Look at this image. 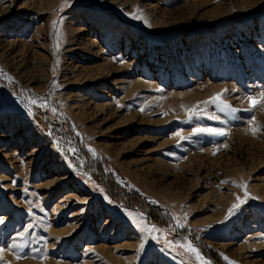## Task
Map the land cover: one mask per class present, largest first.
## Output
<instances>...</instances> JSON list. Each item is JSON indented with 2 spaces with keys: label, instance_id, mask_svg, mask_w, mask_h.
I'll list each match as a JSON object with an SVG mask.
<instances>
[{
  "label": "rangeland",
  "instance_id": "374dc122",
  "mask_svg": "<svg viewBox=\"0 0 264 264\" xmlns=\"http://www.w3.org/2000/svg\"><path fill=\"white\" fill-rule=\"evenodd\" d=\"M262 92L264 0H0V264H264Z\"/></svg>",
  "mask_w": 264,
  "mask_h": 264
},
{
  "label": "snow or ice",
  "instance_id": "6c2138e0",
  "mask_svg": "<svg viewBox=\"0 0 264 264\" xmlns=\"http://www.w3.org/2000/svg\"><path fill=\"white\" fill-rule=\"evenodd\" d=\"M137 18V17H134ZM252 108H255L258 104L264 103V92L261 93V96L257 99L254 97H248ZM212 102L217 104V107L221 110L224 111L225 109H230V106L227 105L226 103H224V101L221 99V94H217V96L212 98ZM33 103H35V101H33ZM232 112H234L235 110L230 109ZM196 132H209L213 135H220V136H225L227 135L226 132L222 131V130H217V129H196ZM257 129L253 128L252 129V133L253 135L256 134ZM177 135H179V133H177ZM181 139H183V137H181ZM225 147H227V145H225ZM222 183H227L226 181L222 182ZM244 187V186H241ZM245 195L247 196V192L245 191ZM246 201L241 200L239 197H237V203L233 205V208L230 210V212H235L236 210L240 209L241 205L243 203H245ZM4 223L3 219H0V224ZM33 225L29 224L26 227V231H31ZM24 232L20 233V238L23 239L24 238ZM26 245L25 244H18L15 241H13L12 243L8 244L5 247H0V254L4 253L6 250L9 252H13V254H16V258L17 260L21 259V258H26V257H21L18 252H22L25 249ZM0 259H2V256H0ZM225 259H227V257H225Z\"/></svg>",
  "mask_w": 264,
  "mask_h": 264
},
{
  "label": "bare ground",
  "instance_id": "6f19581e",
  "mask_svg": "<svg viewBox=\"0 0 264 264\" xmlns=\"http://www.w3.org/2000/svg\"><path fill=\"white\" fill-rule=\"evenodd\" d=\"M101 52V51H100ZM123 81V80H122ZM126 86V85H125ZM176 99H178V98H176ZM264 191V190H263ZM255 244V243H254ZM250 245V244H249ZM257 245V244H256ZM106 249V248H105ZM101 252V251H100Z\"/></svg>",
  "mask_w": 264,
  "mask_h": 264
}]
</instances>
